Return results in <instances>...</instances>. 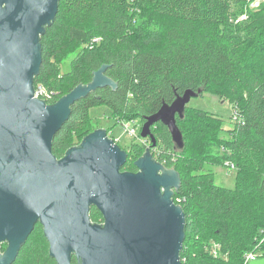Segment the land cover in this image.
I'll use <instances>...</instances> for the list:
<instances>
[{
	"label": "trees",
	"instance_id": "obj_1",
	"mask_svg": "<svg viewBox=\"0 0 264 264\" xmlns=\"http://www.w3.org/2000/svg\"><path fill=\"white\" fill-rule=\"evenodd\" d=\"M237 1L60 0L54 23L40 37L43 61L34 85L50 93L48 104L91 83L103 66L105 75L117 84L116 89H97L72 106L53 139L57 159L95 131L87 129L93 108L107 107L116 124H143L187 90H228L239 119L233 118L226 138L220 136L225 132L221 118L189 106L183 118L177 116L182 150L166 126L152 127L153 157L181 178L173 200L186 219L182 264H246L250 252L264 259V4L240 20L243 12L234 9ZM70 44L82 50L72 59L70 70L63 72L60 64ZM83 130L84 136L75 141ZM193 145L199 147L190 152ZM146 149L139 142L123 149L128 159L121 172H138L135 162ZM211 156L223 167L226 161L233 163L234 189L217 186L212 171L193 169L194 160ZM89 215L93 224L104 223L96 207ZM214 242L221 247L218 259L208 253ZM49 249L38 223L13 264H58ZM72 263L78 264L75 256Z\"/></svg>",
	"mask_w": 264,
	"mask_h": 264
},
{
	"label": "water",
	"instance_id": "obj_2",
	"mask_svg": "<svg viewBox=\"0 0 264 264\" xmlns=\"http://www.w3.org/2000/svg\"><path fill=\"white\" fill-rule=\"evenodd\" d=\"M60 0H0V264H13L40 223L58 264H182L186 219L173 198L179 173L166 168L150 147L121 172L128 159L105 129L87 135L57 159L52 143L72 106L97 89L117 88L95 72L54 104L35 97L42 65L40 37L57 16ZM202 90H187L146 117L140 132L156 146L152 127L162 123L178 150L184 148L177 116ZM104 217L90 220V208ZM7 248L2 252V246ZM249 264H264V259Z\"/></svg>",
	"mask_w": 264,
	"mask_h": 264
},
{
	"label": "rangeland",
	"instance_id": "obj_3",
	"mask_svg": "<svg viewBox=\"0 0 264 264\" xmlns=\"http://www.w3.org/2000/svg\"><path fill=\"white\" fill-rule=\"evenodd\" d=\"M238 4L234 5V9L241 15V12H243V15H241L239 18L240 20H245L247 15L246 14H252V12L258 11L260 6L264 4V0H240L237 1ZM141 23H143L146 30H149V26L147 25L146 21L140 20ZM152 30V29H151ZM243 37H245V33L242 34ZM251 36H249L250 40ZM82 50V47L72 45L70 44L68 46V50L66 52L67 58L62 61L61 70L63 72H68L70 70V63L72 59L77 55L79 51ZM215 91L219 92L221 94H218L217 92L213 91H207L200 95L199 97L193 98L190 103L188 104L189 107L195 108L198 110H202L205 112H208L212 114L215 117H219L223 120V129L225 132L220 134L221 137L226 138L228 137L227 131L231 130L233 128V115H234V109L233 105L230 102L232 100L231 95L228 93V90L226 88L220 90V89H214ZM245 98V97H244ZM90 123L88 124V128L90 130H97V129H105L108 130V133L111 137H114L116 140L119 141L120 146L123 149H129L131 143L133 142H139L138 138L133 137L125 133L121 123H117L114 120V117L112 115V112L105 106H100L91 109L90 111ZM139 133L141 132L143 124L137 123L136 125ZM111 129V130H110ZM86 132V130H83L79 134L75 135L73 138L75 141H79V139L84 136L82 133ZM199 145H193L192 149L190 147V152L195 150L197 151ZM148 149V147H147ZM212 153H215L213 151ZM193 169L199 171V172H209L212 171L214 173V179L215 184L219 187L226 188V189H234L235 188V178L237 174V170L227 169L223 167V164L216 159L214 156L211 158H204V159H197V162L193 161ZM215 243V242H214ZM218 244V243H217ZM7 245H3V252L6 250ZM211 248V247H210ZM210 248L208 251H210ZM193 252L196 251L192 247L191 249ZM209 254L211 253L208 252ZM213 255L212 253L210 254ZM214 256V255H213ZM218 257H222V253L220 251L218 256H214V258L218 259ZM224 258H227L226 256Z\"/></svg>",
	"mask_w": 264,
	"mask_h": 264
},
{
	"label": "built area",
	"instance_id": "obj_4",
	"mask_svg": "<svg viewBox=\"0 0 264 264\" xmlns=\"http://www.w3.org/2000/svg\"><path fill=\"white\" fill-rule=\"evenodd\" d=\"M35 97L42 99L44 101H46L48 98L49 99L52 98L50 93L43 86H38L37 88H35ZM233 118H234V120L239 119L238 114L234 112ZM120 123H121L125 133H127L130 136L138 138L139 143H142L144 146L149 148L150 140L141 138V135H140L138 129L136 128L137 127L136 125L138 122L121 121ZM108 136H110V135L108 134ZM110 138H112L117 144H119V141L116 140L114 137L110 136ZM225 168L235 170L233 163H231L230 161L225 162ZM220 249H221V247L219 244L213 243L211 248H210V251L214 256L215 255L218 256L220 253ZM260 258H261V256L255 252L247 253L245 256L246 264H249L250 262L256 261Z\"/></svg>",
	"mask_w": 264,
	"mask_h": 264
}]
</instances>
